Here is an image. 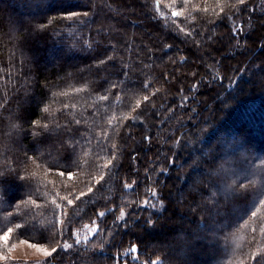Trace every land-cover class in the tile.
I'll use <instances>...</instances> for the list:
<instances>
[{
	"label": "trees",
	"instance_id": "obj_1",
	"mask_svg": "<svg viewBox=\"0 0 264 264\" xmlns=\"http://www.w3.org/2000/svg\"><path fill=\"white\" fill-rule=\"evenodd\" d=\"M20 241L264 264V0H0V252Z\"/></svg>",
	"mask_w": 264,
	"mask_h": 264
},
{
	"label": "rangeland",
	"instance_id": "obj_2",
	"mask_svg": "<svg viewBox=\"0 0 264 264\" xmlns=\"http://www.w3.org/2000/svg\"><path fill=\"white\" fill-rule=\"evenodd\" d=\"M177 11L172 12V16L176 15ZM229 163L227 162L226 165ZM231 169V168H230ZM229 170V169H228ZM228 172V171H227ZM230 172V170H229ZM228 172V173H229ZM227 173V174H228ZM226 174V175H227ZM230 176V175H229ZM254 177V175H250V177ZM228 177V176H227ZM231 178V177H228ZM232 184V183H231ZM176 196V194H175ZM154 201L151 202L149 200L145 201V206L153 205ZM179 223V220L175 221ZM99 226L96 222L93 224L84 226L81 231L76 232V243H83L90 240V238L97 233ZM9 235H5L3 237L4 243L8 241ZM72 244L66 243L65 247L69 248ZM6 251L0 252V264L7 262H20L21 264H45L48 261V258L53 253V249L31 244L27 241H20L10 246V248L6 247Z\"/></svg>",
	"mask_w": 264,
	"mask_h": 264
}]
</instances>
